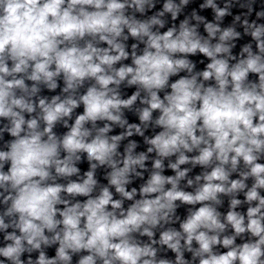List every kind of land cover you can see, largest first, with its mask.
Masks as SVG:
<instances>
[{"label": "clouds", "instance_id": "9594fccd", "mask_svg": "<svg viewBox=\"0 0 264 264\" xmlns=\"http://www.w3.org/2000/svg\"><path fill=\"white\" fill-rule=\"evenodd\" d=\"M188 3L164 0L161 11L139 20L134 13L154 8L155 0H0V139L6 137L0 150V233L6 242L0 264H190L185 251L197 264H264V23L243 21L255 51L247 43L237 59L228 41L240 32L206 23L204 37L198 32L204 17L195 11L196 25L186 17L178 28L159 31L165 13L176 21ZM200 7L211 8L217 21L231 15L230 4L220 8L215 0ZM256 17L264 18V11ZM130 37L139 42L131 52ZM198 53L210 61L203 70L190 58ZM129 59L131 64L120 63ZM250 73L258 79L250 80ZM57 78L68 95L39 97L40 85L57 89ZM122 84L136 86L127 99L121 98ZM138 99L140 123H129L122 109L131 111ZM81 104L83 114L69 126ZM97 121L110 123L97 127ZM60 122L68 128L62 136L53 132ZM113 124L125 131L109 137ZM149 126L159 129L151 138L144 134ZM134 134L144 138L147 151L134 154V140L118 151ZM151 153L156 158L147 180L129 190L133 177L144 178ZM82 159L89 163L83 176L77 167ZM105 166L107 184L101 185L95 172ZM196 166L202 171L189 178ZM165 167L175 175H164ZM221 196L230 197L223 221ZM177 201L192 207L179 229L165 227L174 223ZM242 204L246 213L236 210ZM229 226L231 234H225ZM157 229H163L158 240ZM145 236L148 242L140 239ZM53 245L58 247L49 258L44 248ZM155 245L175 253V261L158 258Z\"/></svg>", "mask_w": 264, "mask_h": 264}]
</instances>
